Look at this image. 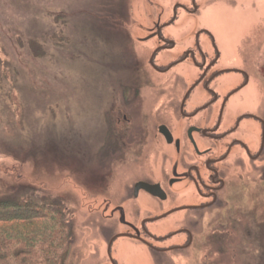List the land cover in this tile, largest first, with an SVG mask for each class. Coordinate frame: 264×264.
Wrapping results in <instances>:
<instances>
[{
  "label": "flooded vegetation",
  "instance_id": "flooded-vegetation-1",
  "mask_svg": "<svg viewBox=\"0 0 264 264\" xmlns=\"http://www.w3.org/2000/svg\"><path fill=\"white\" fill-rule=\"evenodd\" d=\"M142 3L115 30L127 79L93 178L98 264H223L241 249L232 192L264 163V109L248 93L257 67L238 46L249 31L236 40L207 22L238 0Z\"/></svg>",
  "mask_w": 264,
  "mask_h": 264
},
{
  "label": "rangeland",
  "instance_id": "rangeland-1",
  "mask_svg": "<svg viewBox=\"0 0 264 264\" xmlns=\"http://www.w3.org/2000/svg\"><path fill=\"white\" fill-rule=\"evenodd\" d=\"M142 2L0 0V200L60 205L74 236L70 264L103 261V238L90 217L113 90L127 79L115 30L137 19ZM238 3L209 13L207 22L215 31L234 27V17L246 25L238 46L257 67L248 93L264 109V0ZM244 181L228 205L242 219L241 249L223 264H264V163ZM203 257L195 254V263Z\"/></svg>",
  "mask_w": 264,
  "mask_h": 264
},
{
  "label": "trees",
  "instance_id": "trees-1",
  "mask_svg": "<svg viewBox=\"0 0 264 264\" xmlns=\"http://www.w3.org/2000/svg\"><path fill=\"white\" fill-rule=\"evenodd\" d=\"M71 227L58 204L0 200V264H64Z\"/></svg>",
  "mask_w": 264,
  "mask_h": 264
},
{
  "label": "bare ground",
  "instance_id": "bare-ground-1",
  "mask_svg": "<svg viewBox=\"0 0 264 264\" xmlns=\"http://www.w3.org/2000/svg\"><path fill=\"white\" fill-rule=\"evenodd\" d=\"M232 19L234 20V21H232V25L233 26L235 25V26L232 27L231 25L228 24L227 27H222V29H223L224 33L227 34V38H228V36L230 37V34H231L234 39H237L240 36L239 34L242 35V34L246 33L248 29H246L247 27H245L246 26L245 24L241 25V23H240L241 19L240 18L234 17ZM237 35H239V36H237Z\"/></svg>",
  "mask_w": 264,
  "mask_h": 264
}]
</instances>
